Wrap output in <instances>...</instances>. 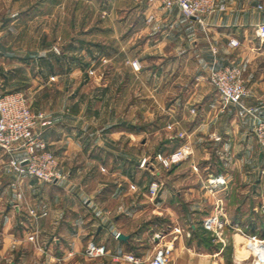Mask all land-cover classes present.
I'll return each mask as SVG.
<instances>
[{
    "label": "crops",
    "instance_id": "obj_1",
    "mask_svg": "<svg viewBox=\"0 0 264 264\" xmlns=\"http://www.w3.org/2000/svg\"><path fill=\"white\" fill-rule=\"evenodd\" d=\"M226 1L204 29L158 0H0V83L46 114L39 130L69 174L20 179L0 148V264H147L166 246V264H229L227 229L203 221L220 201L228 222L254 223L264 208V148L252 130L264 118V0ZM230 63L249 87L242 105L209 80ZM184 143L192 152L172 166H140ZM91 240L107 253L88 256ZM238 250L235 264L247 258Z\"/></svg>",
    "mask_w": 264,
    "mask_h": 264
},
{
    "label": "built area",
    "instance_id": "obj_2",
    "mask_svg": "<svg viewBox=\"0 0 264 264\" xmlns=\"http://www.w3.org/2000/svg\"><path fill=\"white\" fill-rule=\"evenodd\" d=\"M158 1L163 9L178 6L185 17L199 22L204 29H207L209 17L227 9L226 0ZM258 8L263 13V20L259 25V34L264 39V3H258ZM229 44L236 46L239 44V40L232 38ZM129 62H133L139 67L142 66L139 59H133ZM209 80L215 87L220 99L226 103L242 105L244 96L249 92L242 66L239 63L214 65L211 68ZM47 122L46 114L32 108L30 99L24 91H8L0 83V148L7 154L10 170L14 171L20 179L31 176L45 183L56 184L69 175L56 153L49 149L47 140L39 130V125ZM171 127L173 128V126ZM252 130L259 144L264 148V118L255 116ZM178 135L180 137L184 136L182 132ZM20 151L22 156L18 155ZM191 152L192 149L182 144L169 154L158 152L153 157H142L140 166L149 168L150 163L153 164V160L169 166L173 162L185 158ZM219 182H225L221 175L212 179L210 190H214ZM158 189L159 182L152 181L149 186L150 193L156 195ZM220 204L217 206L216 213L203 221L206 228L215 231L217 234H221L227 224V221L221 217L222 201H220ZM238 228L242 229L241 227ZM159 235L157 234V236ZM248 238L260 239L264 245V238L257 236H248ZM31 239L37 241V235H32ZM170 252L171 248L168 246L158 248L148 264H166L170 259ZM86 253L90 257H98L107 253V249L105 245L97 244L94 240H91L87 245ZM253 253L258 259L264 258L263 250L260 251V254ZM126 257L129 260L134 259L132 254Z\"/></svg>",
    "mask_w": 264,
    "mask_h": 264
},
{
    "label": "rangeland",
    "instance_id": "obj_3",
    "mask_svg": "<svg viewBox=\"0 0 264 264\" xmlns=\"http://www.w3.org/2000/svg\"><path fill=\"white\" fill-rule=\"evenodd\" d=\"M57 47H55V48H57L59 50L61 49L60 46H57ZM128 62H129V60H128ZM96 69H97L96 67H92L89 69L88 73L89 74H96V71H97ZM30 103H31V100H30ZM35 111H39V110H35ZM183 145H187L190 149H192L191 145L188 143H184ZM149 149H150V151H153V148L150 147ZM158 162L159 161H157V160H153L154 164H157ZM159 163H161V162H159ZM173 163H175V162H173ZM172 164H170L169 166H166L164 164L163 165L165 167H170V166H172ZM151 165L152 164L150 163V166ZM157 167H158V169L159 168L162 169L158 164H157ZM259 178H260L259 182L261 183V197L260 198H261V201L264 202V173H263V171L260 172ZM248 180L250 181L251 178L246 179V181H248ZM252 181H253V179H252ZM244 191H245L244 193L249 192L247 190H244ZM234 201H236L235 197H234ZM260 210L262 212H259V216L256 218V222H254V223L253 222H246V221L245 222H239V223L227 221V224L225 225V229H227L228 236H229V264H235L233 262V259H232V252H233V249L235 248V246L237 247V249H239L237 256L243 257V258L247 257L246 261L242 262L240 260L241 262L240 263L237 262L236 264H264V258L258 259L257 256H254L253 252L247 250L246 245L250 239L248 237L247 238L244 237L248 233L251 235H257L259 238H264V208H261ZM236 224H238L239 226H237ZM183 226H184L183 229H186V230L191 229V226L188 225V222H186V221L183 222ZM238 227H241L242 229H240ZM258 244H259L258 247H264L263 243L260 240H259ZM148 263L149 262H147V264Z\"/></svg>",
    "mask_w": 264,
    "mask_h": 264
},
{
    "label": "bare ground",
    "instance_id": "obj_4",
    "mask_svg": "<svg viewBox=\"0 0 264 264\" xmlns=\"http://www.w3.org/2000/svg\"><path fill=\"white\" fill-rule=\"evenodd\" d=\"M260 239H258V240H254V239H250V243H251V246H253V247H257L256 246V244H257V242L259 241ZM261 241V240H260ZM257 250H258V254H260V251H264V247H257Z\"/></svg>",
    "mask_w": 264,
    "mask_h": 264
},
{
    "label": "trees",
    "instance_id": "obj_5",
    "mask_svg": "<svg viewBox=\"0 0 264 264\" xmlns=\"http://www.w3.org/2000/svg\"><path fill=\"white\" fill-rule=\"evenodd\" d=\"M199 230H205V228L203 226H198Z\"/></svg>",
    "mask_w": 264,
    "mask_h": 264
},
{
    "label": "water",
    "instance_id": "obj_6",
    "mask_svg": "<svg viewBox=\"0 0 264 264\" xmlns=\"http://www.w3.org/2000/svg\"><path fill=\"white\" fill-rule=\"evenodd\" d=\"M120 237L125 238L126 236L124 234H121Z\"/></svg>",
    "mask_w": 264,
    "mask_h": 264
}]
</instances>
